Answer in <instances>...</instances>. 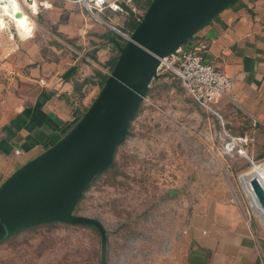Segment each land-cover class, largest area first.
Segmentation results:
<instances>
[{
    "label": "rangeland",
    "instance_id": "obj_1",
    "mask_svg": "<svg viewBox=\"0 0 264 264\" xmlns=\"http://www.w3.org/2000/svg\"><path fill=\"white\" fill-rule=\"evenodd\" d=\"M157 73L116 148L113 167L92 180L74 209L105 228V264H187L204 230L238 221L263 245L264 223L241 177L264 159L252 163L237 149L227 150L226 134L236 135L225 114L217 107L221 118L204 111L170 70ZM100 259V235L85 225L45 223L0 242V264Z\"/></svg>",
    "mask_w": 264,
    "mask_h": 264
},
{
    "label": "crops",
    "instance_id": "obj_2",
    "mask_svg": "<svg viewBox=\"0 0 264 264\" xmlns=\"http://www.w3.org/2000/svg\"><path fill=\"white\" fill-rule=\"evenodd\" d=\"M108 1L125 11L105 8L94 17L80 0H37L45 6L28 12L31 36L6 39L0 31L8 40L0 48V184L57 142L97 96L113 39L129 35L121 31L125 0ZM134 1L146 7L149 0ZM197 42L207 44L203 62L234 79L217 104L228 129L248 138L240 144L248 156L264 159V0L227 5L184 45ZM215 226L201 233V241L195 238L187 264H264V244L243 222Z\"/></svg>",
    "mask_w": 264,
    "mask_h": 264
},
{
    "label": "water",
    "instance_id": "obj_3",
    "mask_svg": "<svg viewBox=\"0 0 264 264\" xmlns=\"http://www.w3.org/2000/svg\"><path fill=\"white\" fill-rule=\"evenodd\" d=\"M237 0H150L141 20L120 44L115 65L97 96L57 142L0 184V241L37 224H91L101 241L106 230L74 209L94 177L110 167L161 59L174 53L219 11ZM21 17V14H17ZM255 207L264 212V185L250 179Z\"/></svg>",
    "mask_w": 264,
    "mask_h": 264
},
{
    "label": "built area",
    "instance_id": "obj_4",
    "mask_svg": "<svg viewBox=\"0 0 264 264\" xmlns=\"http://www.w3.org/2000/svg\"><path fill=\"white\" fill-rule=\"evenodd\" d=\"M18 3V8L4 15L8 25L11 29H15L17 36L29 37L33 32V25L31 23V29L28 31H22V35L14 27V19L19 13L23 15L22 17H30L28 12L37 13L38 4L45 6L43 2L37 3V0H16ZM82 1L84 7L94 16L103 11L105 8H110L115 12H124V8L117 1L108 0H80ZM125 4L131 9L135 14L136 20L140 21L144 9H140L133 0H125ZM0 10L2 11V6L0 5ZM126 13H128L126 11ZM126 38L128 35H124ZM207 49V44L205 42H197L191 45H181L174 53L161 59L158 65L157 72L163 67L174 73L181 81L183 87L187 93L197 102V104L206 112L216 115L221 118L216 107L219 100L222 97H227L234 87V79L219 69L215 68L211 64L203 62V53ZM6 74L10 75L13 73V69L9 66L3 67ZM228 140L226 143V149L232 151L237 149L238 152L246 157H249L245 150L240 146V144H245L248 141L246 136H234L226 134ZM15 153H19L15 150ZM253 163L252 158H250Z\"/></svg>",
    "mask_w": 264,
    "mask_h": 264
},
{
    "label": "bare ground",
    "instance_id": "obj_5",
    "mask_svg": "<svg viewBox=\"0 0 264 264\" xmlns=\"http://www.w3.org/2000/svg\"><path fill=\"white\" fill-rule=\"evenodd\" d=\"M0 5L2 6V11L0 10V29L1 31L6 33V35L13 37L12 30L9 27L4 15H8V13H11L12 10L16 9L18 3L16 0H0ZM22 16L23 15H21V18L14 19V27L16 28V30H18L21 35L22 31H29L31 29V21H29L28 17ZM252 177H257L261 184L264 185V164L254 165L251 172L241 177V182L246 189L249 201L254 210L258 213L262 222L264 223V212L260 211L258 208L255 207L256 203L254 201L252 189L250 186V179Z\"/></svg>",
    "mask_w": 264,
    "mask_h": 264
},
{
    "label": "trees",
    "instance_id": "obj_6",
    "mask_svg": "<svg viewBox=\"0 0 264 264\" xmlns=\"http://www.w3.org/2000/svg\"><path fill=\"white\" fill-rule=\"evenodd\" d=\"M149 2H150V0L147 2V6H148ZM134 3L136 4L135 1H134ZM136 5L139 6L138 4H136ZM147 6H146V7H142V8L144 9V12H145ZM125 8L128 10V11H127L128 13H127L126 20H125V22H124V27H122L121 31H123V32H127V33L130 34V33L132 32V30L136 27V25L138 24L139 21L136 20V16H135V14L131 11V9H130L127 5H125ZM116 38H117V40L120 42L121 45L124 44L125 41H126V38L123 37V36L120 35V34H116ZM117 57H118V49H117V47H114V50L112 51V55L109 57V59H108V60L106 61V63H105V66L107 67V73L99 74V78H100V79H99V86H100V88L103 86L105 79L108 77L110 71L112 70L113 66L115 65L116 60H117ZM147 93H148V89H147V91H146L145 94H147ZM139 106H140V105H139ZM139 106H138V108H137V110H136V112H135V115H134L133 119H134L135 116L137 115V112H138V110H139ZM82 113H83V112H82ZM82 113H81V114H82ZM81 114L77 117L75 123H76L77 120L80 118ZM75 123H74V124H75ZM128 132H129V130H128ZM127 134H128V133H127ZM240 134H241V133H240ZM121 143H122V142H121ZM119 144H120V143H119ZM119 144H118V145H119ZM118 145H117V147H118ZM115 151H116V150H115ZM113 164H114V163H112V165H111L110 167H107V168H105L103 171H101L100 173H98V174L94 177V180H95V179L97 178V176H99L100 174L106 172L107 170H110V169L113 167ZM54 222H59V221H50V222H45V223H54ZM45 223H41V224H45ZM41 224H37V225H34V226H30V227H27V228H25V229L33 228V227L39 226V225H41ZM65 224H66V223H65ZM75 225H85V226H88V227H92V228H94V229L98 232L97 228H96L95 226L91 225V224L84 223V224H75ZM25 229H22V230L18 231L17 233H19V232H21V231H23V230H25ZM17 233H15V234H17ZM15 234H13V235H15ZM13 235H11V236H13ZM11 236H9V237H11ZM9 237H7V238H9ZM7 238H5V239H7ZM5 239H3L2 241H4ZM2 241H0V242H2ZM100 264H101V262H100Z\"/></svg>",
    "mask_w": 264,
    "mask_h": 264
}]
</instances>
